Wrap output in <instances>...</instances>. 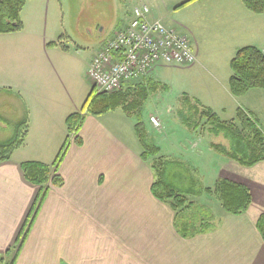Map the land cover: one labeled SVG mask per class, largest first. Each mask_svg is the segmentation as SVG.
<instances>
[{
	"label": "crops",
	"instance_id": "0c3cea01",
	"mask_svg": "<svg viewBox=\"0 0 264 264\" xmlns=\"http://www.w3.org/2000/svg\"><path fill=\"white\" fill-rule=\"evenodd\" d=\"M194 1L198 0L187 3ZM218 2L220 15H230V24L222 30L229 36L226 52L234 55L239 47L250 45L240 41L254 16L233 5H226L231 9L227 14L224 3ZM201 6L198 11L203 10ZM128 15L129 11L116 27ZM25 31L23 24L20 31L0 33V90L9 97L4 103L5 117L0 118L11 121L10 137L17 122L27 117L29 124L24 144L0 162L1 264H264V240L256 227L264 213V162L245 166L225 160L218 176L249 189L248 209L237 215L221 211L211 229L182 236L175 228L174 209L151 191L155 177L151 163L140 156L135 122L118 109L99 115L83 112L81 126L71 134L73 139L57 168L61 185H48L33 210L40 186L25 178L21 163L54 161L67 137L66 117L81 112L86 99L82 101L75 83L86 75L90 58L79 60L64 43L65 36L49 40L40 37V29ZM18 34L13 40L23 42L22 49L20 43L3 47L2 42ZM48 42L55 45L48 46ZM159 64L141 84L160 82L153 80L163 70ZM212 76L217 90L209 101L195 95L183 98L216 114L225 107L218 105L221 102L215 96L223 94L225 101L242 108L240 99L254 89L234 96L228 87L230 75L224 81ZM172 166L171 179L184 178L187 185L184 162Z\"/></svg>",
	"mask_w": 264,
	"mask_h": 264
},
{
	"label": "rangeland",
	"instance_id": "374dc122",
	"mask_svg": "<svg viewBox=\"0 0 264 264\" xmlns=\"http://www.w3.org/2000/svg\"><path fill=\"white\" fill-rule=\"evenodd\" d=\"M146 1L151 9L150 17L158 18L166 26L174 27L186 35L196 60L188 65L160 63L163 70L159 76H153V80L159 79L160 82L144 86L147 90L146 99L144 93L138 91L141 89L140 86H137L138 89L134 92L133 89L127 92L126 104H134V110L129 111L130 115L120 107L111 111L121 110L135 122L137 119L135 113L140 106L139 117L147 130L146 135H151V138L159 143L160 155H163L165 160L171 161L170 163L168 161L164 167V179H169L179 193L187 195L184 212L192 220V230L206 228L215 223V216L223 211L219 202L209 198L204 189L213 186L214 179L219 177L218 174L225 167V160L230 159L225 154L230 151V136L217 129L219 123L216 119L201 116L203 110L201 106L183 97L195 95L201 97L203 102L209 101V96L217 90L212 75L224 81L225 77L231 74L229 59L233 57V52H226L229 42L226 37L229 36L222 30L230 24V15H220L221 11L217 9L220 7L218 1L224 3L227 14L231 10L227 6L233 5L232 7L245 11L248 9L241 0H198L193 4H188L189 0ZM182 2L185 3L179 5ZM132 4H134L132 0H27L20 12V18L24 29L27 30L25 33H28L29 29H40V37L49 40H57L61 35L65 36L63 41L69 50L78 55L79 60L86 61L100 47L99 26L105 27L108 35L112 31H117L119 27H116V24L124 19L127 11H131ZM201 4L203 10L198 11ZM247 12L254 17L250 18L248 34L240 43L254 45L264 52V14H256L249 10ZM18 36L19 34L8 37V42H2L3 47L20 43L21 48L24 43L19 40L14 41ZM229 47L231 49V44ZM17 63L22 64L23 61ZM83 76L78 83L72 82L76 84V90L82 101L93 86L87 74ZM164 84L168 86L164 88ZM2 90L1 88L0 115L5 117L2 113L5 110L4 103L9 97ZM94 91L96 92V89ZM223 96L225 95L215 96L216 100L221 102L218 105L225 107L224 111L218 110L216 114L219 120L235 123L238 105L225 101ZM240 100L242 108L264 134V89L254 88ZM150 114L159 117L160 128H152L149 121ZM0 127L3 128L0 141H3L10 137L9 118H0ZM213 145L217 148H213ZM183 146H187L188 150ZM182 151L183 156L180 154ZM245 153L244 155L250 157L253 152L247 149ZM177 162H184L186 175L190 178L188 186H184V178L176 176L172 180L171 175L167 178L169 168L174 167L172 165ZM193 180L196 183L192 184Z\"/></svg>",
	"mask_w": 264,
	"mask_h": 264
},
{
	"label": "trees",
	"instance_id": "16d2710c",
	"mask_svg": "<svg viewBox=\"0 0 264 264\" xmlns=\"http://www.w3.org/2000/svg\"><path fill=\"white\" fill-rule=\"evenodd\" d=\"M26 1L27 0H0V33H12L23 29L20 12ZM241 1L249 11L256 14H264V0ZM184 3L185 2L179 5ZM60 38H62V35L59 39ZM47 45L53 46L55 43L48 42ZM60 46L63 50L67 49L63 44H60ZM229 69L231 74L229 76L228 87L231 94L234 96H241L252 88L264 89V52L256 46L246 45L239 47L229 61ZM158 83L159 82L152 81L149 84L155 85ZM149 84H147V86ZM137 86H140L141 89L139 90ZM144 86L145 85L134 81L129 83L124 82L121 88L114 92H95L92 88L82 104L81 112H73L66 117V140L69 134L76 133L79 130L84 113L99 115L120 107L127 115H130L129 111L130 109L134 110V104H126L127 92H130V89H133L132 92L138 89V91L144 93V98L146 99L147 90ZM124 87H126L125 90H123ZM139 112L140 106L135 113L137 119L134 124V129L142 146L141 158L145 161H151V168L155 177L150 184L152 193L159 199L167 201L174 209L175 228L182 236H190L211 229L213 224L206 228L192 230V220L188 217V214L184 212L186 211L184 207L186 206L187 195L179 193L176 186L172 184L169 179H164V167H166V163L169 160H165L159 154V146L154 139L151 138V135H146L147 130L143 120L139 117ZM201 116H205L209 119H216L219 123L217 129L230 136V151L225 153L228 158L245 166H251L259 161L264 162V134L257 123L243 108L240 106L237 108V122L235 123L219 120V117L210 109L203 108ZM28 128V118L25 117L14 125L12 136L9 139L0 141V162L9 159L11 154L24 144ZM66 140L51 164L38 161H25L21 163L25 178L31 183L40 186V192L36 198L33 210L36 206V208H38L40 201L48 189V185L59 186L63 181L57 168L66 149ZM74 140H76L77 143L80 142L77 137H75ZM231 142H233V145H231ZM213 148H217V146L213 145ZM247 149L253 152L250 157L244 155ZM170 162L171 161H169V163ZM171 168L172 167H170L169 170H171ZM168 177L169 174H167V178ZM188 182L190 183V178ZM194 182L193 180L191 183L194 184ZM204 192L209 198L216 199L222 210L226 213L235 215L241 214L248 209L251 203V193L249 189L245 185L225 177H218L213 186L206 187ZM256 227L264 240V213L259 215L256 221ZM27 229L28 226L23 229V233L20 237H24ZM0 259L2 258L0 257Z\"/></svg>",
	"mask_w": 264,
	"mask_h": 264
},
{
	"label": "built area",
	"instance_id": "2783aa9c",
	"mask_svg": "<svg viewBox=\"0 0 264 264\" xmlns=\"http://www.w3.org/2000/svg\"><path fill=\"white\" fill-rule=\"evenodd\" d=\"M132 1L126 23L102 39L89 63L87 75L97 91H116L124 82L142 78L158 62L183 65L196 60L186 35L149 18L146 0ZM149 119L153 127H160L157 116Z\"/></svg>",
	"mask_w": 264,
	"mask_h": 264
},
{
	"label": "water",
	"instance_id": "95a60500",
	"mask_svg": "<svg viewBox=\"0 0 264 264\" xmlns=\"http://www.w3.org/2000/svg\"><path fill=\"white\" fill-rule=\"evenodd\" d=\"M99 28H101V26H100ZM101 34H102V33H101Z\"/></svg>",
	"mask_w": 264,
	"mask_h": 264
},
{
	"label": "flooded vegetation",
	"instance_id": "af4514ba",
	"mask_svg": "<svg viewBox=\"0 0 264 264\" xmlns=\"http://www.w3.org/2000/svg\"><path fill=\"white\" fill-rule=\"evenodd\" d=\"M100 29H98V31H99Z\"/></svg>",
	"mask_w": 264,
	"mask_h": 264
}]
</instances>
